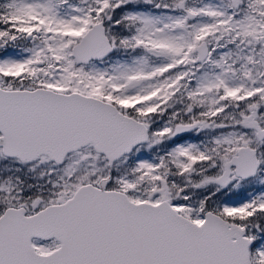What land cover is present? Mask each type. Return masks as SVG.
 <instances>
[{"label":"snow or ice","instance_id":"6c2138e0","mask_svg":"<svg viewBox=\"0 0 264 264\" xmlns=\"http://www.w3.org/2000/svg\"><path fill=\"white\" fill-rule=\"evenodd\" d=\"M0 264H264V0H0Z\"/></svg>","mask_w":264,"mask_h":264}]
</instances>
